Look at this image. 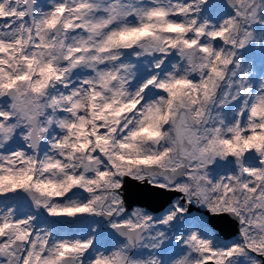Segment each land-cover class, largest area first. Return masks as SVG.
I'll use <instances>...</instances> for the list:
<instances>
[{
  "label": "snow or ice",
  "instance_id": "snow-or-ice-1",
  "mask_svg": "<svg viewBox=\"0 0 264 264\" xmlns=\"http://www.w3.org/2000/svg\"><path fill=\"white\" fill-rule=\"evenodd\" d=\"M257 51L264 0H0V264H264Z\"/></svg>",
  "mask_w": 264,
  "mask_h": 264
},
{
  "label": "flooded vegetation",
  "instance_id": "flooded-vegetation-1",
  "mask_svg": "<svg viewBox=\"0 0 264 264\" xmlns=\"http://www.w3.org/2000/svg\"><path fill=\"white\" fill-rule=\"evenodd\" d=\"M138 198V199H137ZM128 199L129 202H136L133 204V206H137V204H143L148 206L149 208H158L160 203L163 202L164 199H166L165 197H161L159 200H148L143 198L140 194H139V189L137 186H135L134 184L129 185V192H128ZM149 202H151V204H149ZM191 214L193 216H201L203 214V210H201L199 208V206L197 205H192L191 206ZM214 223H217L219 228L224 231L225 233L230 232L231 226L227 223V221H214Z\"/></svg>",
  "mask_w": 264,
  "mask_h": 264
},
{
  "label": "rangeland",
  "instance_id": "rangeland-1",
  "mask_svg": "<svg viewBox=\"0 0 264 264\" xmlns=\"http://www.w3.org/2000/svg\"><path fill=\"white\" fill-rule=\"evenodd\" d=\"M255 63V69L257 75L264 72V60H262L260 53L257 51L256 55L253 57Z\"/></svg>",
  "mask_w": 264,
  "mask_h": 264
},
{
  "label": "water",
  "instance_id": "water-1",
  "mask_svg": "<svg viewBox=\"0 0 264 264\" xmlns=\"http://www.w3.org/2000/svg\"><path fill=\"white\" fill-rule=\"evenodd\" d=\"M138 199V198H137ZM149 204H151V202H149Z\"/></svg>",
  "mask_w": 264,
  "mask_h": 264
}]
</instances>
